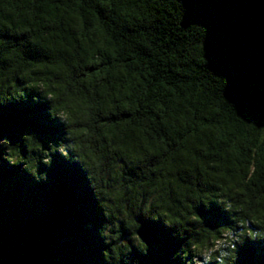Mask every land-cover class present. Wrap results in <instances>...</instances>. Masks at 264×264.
Instances as JSON below:
<instances>
[{
	"label": "clouds",
	"instance_id": "obj_1",
	"mask_svg": "<svg viewBox=\"0 0 264 264\" xmlns=\"http://www.w3.org/2000/svg\"><path fill=\"white\" fill-rule=\"evenodd\" d=\"M162 3L191 45L158 31ZM187 15L184 0H0V109L44 105L58 127L0 137V159L37 184L56 157L79 166L102 216L84 226L97 264L154 255L145 224L178 242L165 264H260L241 249L264 244V119L229 95Z\"/></svg>",
	"mask_w": 264,
	"mask_h": 264
},
{
	"label": "trees",
	"instance_id": "obj_2",
	"mask_svg": "<svg viewBox=\"0 0 264 264\" xmlns=\"http://www.w3.org/2000/svg\"><path fill=\"white\" fill-rule=\"evenodd\" d=\"M188 8L185 26L197 22L208 28L206 42L211 66L229 78V95L248 93L264 119V0H184ZM158 31L168 35L169 44L191 45L192 34L179 28L172 31V12L166 4L158 9ZM183 29V31H181ZM163 39V37H161ZM25 131H37L42 138L57 134L48 121L44 105H9L0 109V137L19 138ZM47 183L37 184L21 168L0 159V264H97L102 241L84 226L102 220L78 165L56 157ZM166 230H155L157 251L141 257V264H165L162 258L178 242L161 237ZM264 244L241 249L252 254ZM136 255V254H134ZM9 257L7 260L5 257Z\"/></svg>",
	"mask_w": 264,
	"mask_h": 264
},
{
	"label": "water",
	"instance_id": "obj_3",
	"mask_svg": "<svg viewBox=\"0 0 264 264\" xmlns=\"http://www.w3.org/2000/svg\"><path fill=\"white\" fill-rule=\"evenodd\" d=\"M144 231L147 233V236L154 242V244L159 243V239L156 236L155 230L151 224L144 225Z\"/></svg>",
	"mask_w": 264,
	"mask_h": 264
}]
</instances>
